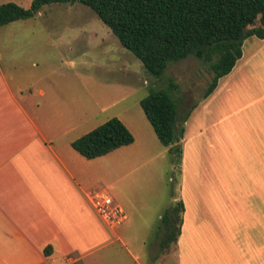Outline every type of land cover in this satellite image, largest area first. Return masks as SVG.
I'll return each instance as SVG.
<instances>
[{
    "label": "crops",
    "instance_id": "1",
    "mask_svg": "<svg viewBox=\"0 0 264 264\" xmlns=\"http://www.w3.org/2000/svg\"><path fill=\"white\" fill-rule=\"evenodd\" d=\"M248 39L246 59L242 49L241 58L222 78L227 82L222 86L220 79L211 94L212 102L228 86V96L232 89L236 97L232 95V102L248 103L246 164L241 156L231 163L232 168L236 165L234 178L224 175L223 162L215 174L209 172L195 153L203 144L197 137L205 130L190 137L184 132L180 235L164 252L161 236L152 237L149 264H264V38L256 37L257 44ZM40 105L30 89L15 93L0 69V264H63L67 258L110 264L116 241L127 249L122 226L102 222L88 197L92 191L108 190L103 179L112 172L110 157L116 172L126 170L120 158L123 147L85 159L71 147L75 138L70 134L79 126L74 113L58 114L53 124L34 112ZM238 132L227 136L236 156L243 146ZM214 137L221 141L218 131ZM112 198L125 212L127 206ZM127 252L134 264H141Z\"/></svg>",
    "mask_w": 264,
    "mask_h": 264
},
{
    "label": "rangeland",
    "instance_id": "2",
    "mask_svg": "<svg viewBox=\"0 0 264 264\" xmlns=\"http://www.w3.org/2000/svg\"><path fill=\"white\" fill-rule=\"evenodd\" d=\"M7 2L29 8L32 0H0V5ZM250 38L259 43L256 37ZM248 42V38L243 42V60ZM0 69L15 93L31 90L34 100L41 103L34 112L43 118L52 120L58 114L74 113L79 126L70 138L77 139L111 118L119 119L130 130L134 142L120 153L126 170L116 172L110 157L112 172L103 181L106 192L127 206L124 213L129 219L119 225L127 249L139 257V263L149 264L152 253L148 242L162 235L160 219L175 203L174 198L181 200L183 183L185 141L177 164L168 148L158 141L139 104L150 89L166 87L165 82L154 80L94 12L78 3L46 5L33 18L0 28ZM165 76L178 85L173 96L178 100L180 116L190 111L185 135L196 136L205 130L197 137L201 143L203 140L195 152L198 162L209 172L212 169L213 174L223 162L224 175L234 178L236 165L232 168V164L239 161L238 156L246 164L243 155L248 140V103L240 104L237 99L232 102L234 91L231 89L228 96V86L216 100L211 102L213 95L204 99L213 73L192 56L170 64ZM225 82L226 78L220 84ZM41 91L44 97H40ZM231 130L241 132L239 145L243 146L237 156L230 150L232 140L227 138ZM216 131L221 141H215ZM238 135L232 138L234 145ZM127 249L116 241L110 249V264H134Z\"/></svg>",
    "mask_w": 264,
    "mask_h": 264
},
{
    "label": "trees",
    "instance_id": "3",
    "mask_svg": "<svg viewBox=\"0 0 264 264\" xmlns=\"http://www.w3.org/2000/svg\"><path fill=\"white\" fill-rule=\"evenodd\" d=\"M75 3L93 11L154 80L165 82L166 87L150 89L139 104L158 141L177 164L190 111L180 116L178 100L173 96L178 85L165 76L167 67L190 56L208 65L213 76L203 95L206 99L241 58L244 40L264 38V0H32L29 8L7 2L0 5V28L31 19L46 5ZM133 142L123 122L111 118L73 140L71 147L91 160ZM183 210L179 200L163 213L162 252L177 241Z\"/></svg>",
    "mask_w": 264,
    "mask_h": 264
},
{
    "label": "built area",
    "instance_id": "4",
    "mask_svg": "<svg viewBox=\"0 0 264 264\" xmlns=\"http://www.w3.org/2000/svg\"><path fill=\"white\" fill-rule=\"evenodd\" d=\"M88 198L96 215L107 226L114 228L126 221L124 211L105 190L92 191ZM63 264H75V262L67 258Z\"/></svg>",
    "mask_w": 264,
    "mask_h": 264
}]
</instances>
